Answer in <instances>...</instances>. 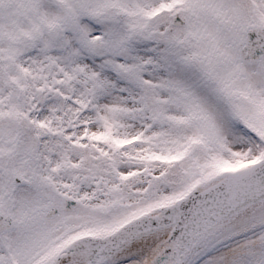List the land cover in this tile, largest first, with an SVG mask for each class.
I'll use <instances>...</instances> for the list:
<instances>
[{
    "label": "snow or ice",
    "instance_id": "1",
    "mask_svg": "<svg viewBox=\"0 0 264 264\" xmlns=\"http://www.w3.org/2000/svg\"><path fill=\"white\" fill-rule=\"evenodd\" d=\"M0 264H264V0H0Z\"/></svg>",
    "mask_w": 264,
    "mask_h": 264
}]
</instances>
